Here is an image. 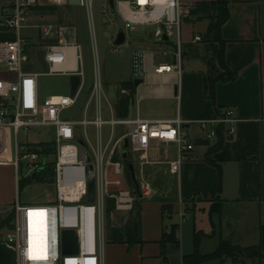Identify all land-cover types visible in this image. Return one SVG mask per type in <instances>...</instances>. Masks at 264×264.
Returning <instances> with one entry per match:
<instances>
[{
    "label": "built area",
    "instance_id": "obj_1",
    "mask_svg": "<svg viewBox=\"0 0 264 264\" xmlns=\"http://www.w3.org/2000/svg\"><path fill=\"white\" fill-rule=\"evenodd\" d=\"M46 2L60 8L71 6L69 0ZM42 3L43 0H12L0 12V35H14V39L0 40V165L10 164L16 169L19 185L38 182L53 188L55 196L41 202L17 198L13 207L14 228L4 234V241L14 248L17 264H104L108 212L111 219L122 217L127 227L136 203L161 194L156 180L162 174L178 173L181 164L189 160L198 147V140H216L219 127L225 129L227 138L232 137L237 117L233 108H226L215 119L193 122L200 129V135L196 136L186 125L190 122L179 115L170 120L141 117L139 103L137 116H130V112L119 116L116 102L131 95L130 88L120 86L115 104L109 102L112 116L105 118L101 102L106 95L94 39L96 79L93 91L84 108V116L66 118L65 111L77 104L84 90L82 47L76 25L33 21L35 8ZM93 4L94 0H80L78 6L88 9L93 19ZM193 5L185 9L181 0H113L112 6L111 0H106L104 12H115L127 29L154 28L152 42L156 49L134 52L132 82L138 79L144 82L151 70L157 75L181 77L183 26ZM25 29L37 30L35 44L31 36L24 35ZM120 31L123 30L118 29L117 34ZM206 38L205 33H196L191 42L201 43ZM40 42L45 48L46 71L27 68V53ZM157 57L164 60L158 61ZM71 58L75 59V67H69ZM73 74L81 77L75 95H71L70 87L68 94L41 96L40 75ZM95 97L96 117L89 118V105ZM132 103L133 98L130 105ZM48 126L54 128L53 139H43L40 143L28 140L31 134ZM52 145L54 150L44 149ZM171 145L176 151V158L172 160L168 159ZM51 152L55 160L50 164L48 155L42 157V153ZM124 154H127L126 159ZM129 163L135 167L141 200L134 193ZM40 168L37 181H33V175ZM92 183L93 200L90 199ZM66 230L77 235L76 253L63 250Z\"/></svg>",
    "mask_w": 264,
    "mask_h": 264
},
{
    "label": "crops",
    "instance_id": "obj_2",
    "mask_svg": "<svg viewBox=\"0 0 264 264\" xmlns=\"http://www.w3.org/2000/svg\"><path fill=\"white\" fill-rule=\"evenodd\" d=\"M11 1L0 0V12ZM185 1L193 4L215 0ZM225 1L228 2L229 18L221 27V36L226 41V64L237 73V77L216 84L215 103L205 95L207 65L203 56L192 53L188 46L193 43L192 30L190 37L184 38L181 77L175 74L157 75L149 71V76L139 86L133 82L136 87L133 102L137 97V104L141 101L148 103L150 110L147 115L143 117L139 113L146 119L170 120L179 115L190 122L186 125L196 136L200 135V129L193 122L215 119L226 108H233L237 117L235 132L216 150H211L216 140L199 144L191 158L181 164L178 173L161 175V200L143 199L138 204L141 208L139 241H128V226L125 227L124 220L120 218L121 237L110 242L107 260L103 255L104 264H158L160 242L165 229L172 224H178L183 234L178 254L180 258L196 249L195 241L194 244L190 242L192 227L194 235L199 236L198 249L203 255L215 252L222 240L243 248L261 243V227L264 225V0ZM41 6L56 5L43 0ZM42 13L35 8L33 21L48 22L44 19L51 17L48 15L51 12L43 13L47 15ZM205 21L208 20L196 23L205 24ZM196 23L185 20L184 24L192 28ZM144 42L148 45L142 49H155L150 40ZM189 60L198 61L200 65L186 70L185 61ZM125 82L132 80L119 83V88ZM168 148V159H175V147L171 145ZM15 202L5 207L13 208ZM213 203L219 204V212H212ZM203 215L207 218L205 222ZM128 225L131 226V223ZM3 233H0V264H17L16 252L4 241ZM251 236L255 241H248ZM207 241L211 245L204 247ZM261 258L243 255L237 259L225 257L223 262H244L243 259L259 262ZM211 260L222 264L219 258Z\"/></svg>",
    "mask_w": 264,
    "mask_h": 264
},
{
    "label": "rangeland",
    "instance_id": "obj_3",
    "mask_svg": "<svg viewBox=\"0 0 264 264\" xmlns=\"http://www.w3.org/2000/svg\"><path fill=\"white\" fill-rule=\"evenodd\" d=\"M184 1L183 7H189L190 2ZM106 0H94L92 16L93 19L90 18L88 9L81 6H73L62 7L59 8L56 12L48 14L51 17H47L44 19L48 22H57L62 24H73L77 26L78 29V42L82 47V62L81 68L85 74V84L84 90L79 95L77 104L66 110L64 116L66 118H82L84 116V108L89 102L91 92L93 91L95 79H96V57L93 51L94 39H96V44L98 48V62H99V70L101 79L104 84V93L106 97H103L101 106L103 108V115L105 118H109L112 116V113L109 108V102L113 105L117 100V91L119 89V83L121 84L124 80L131 79L132 80V57L134 52L142 49L148 45V42L145 41H153V27H142L138 26L136 30H129L125 27V23L116 15L115 12L108 11L104 12V4ZM43 14V13H42ZM47 15V14H43ZM39 20V19H35ZM43 20V21H44ZM51 20V21H50ZM201 20L199 22H203ZM206 23L193 24L192 28L189 25L184 24V38L185 36L190 37V32L192 30V34L201 33L205 31L207 24L209 21H205ZM122 29L126 33V41L125 43L118 45L116 43L117 30ZM200 31V32H198ZM24 35L32 37V44H35L37 41L36 29H25ZM203 33H206L203 32ZM145 37V38H144ZM40 41V39L38 40ZM38 45L32 46L28 51V66L27 68H31V70L38 71H46V65L44 62V52L45 48L43 43H36ZM193 52H197L199 55L205 56L210 59L211 52L206 48V43H192ZM208 46V45H207ZM156 49V46H155ZM163 58H159L158 61H163ZM200 62L189 60L185 61V69L198 67ZM39 85H40V94L41 96H46L49 94H68L70 93V76L68 75H55V76H47L40 75L39 76ZM96 102L97 97L91 100L88 110V117L95 118L96 117ZM137 102L138 98L135 97L134 102L130 105V116L135 117L137 115ZM150 107L147 102L141 101L139 104V113L141 116L147 115ZM93 130V128H91ZM54 128L51 126L42 127L40 131L31 134L28 137V140L36 143H40L43 139L51 140L53 139ZM23 137V135H21ZM48 155V159L50 164L55 160L54 152L51 153H42V157H46ZM174 155V152H173ZM22 188H19V184L16 181V169L12 165H0V223L4 219H8L10 216H14L12 220V224H14L15 220V212L13 208H6V205H10L12 202L17 200V197L21 198L22 201L27 202H41L45 199H50L55 196V190L53 188L43 186L38 182H34L29 184L28 182L21 183ZM167 185V183H166ZM165 187V186H164ZM160 195L158 194L154 197V201H160ZM139 203L134 205V208L131 212L132 221L133 216H135L139 212ZM141 210V208H140ZM110 212V211H109ZM107 214L106 224H105V244L103 246L104 254L107 257L110 252V242L117 241L120 239V228L122 224L120 222V218L111 219L110 214ZM204 222L207 220L206 216L203 215ZM178 217H175L177 219ZM180 224V221L178 222ZM130 225V224H129ZM181 226V225H180ZM11 230V229H10ZM9 231V230H8ZM7 231V232H8ZM192 235L190 237V242L194 244L195 236L194 229L192 227L191 231ZM180 239L183 241V234L181 232V227L178 231ZM249 242L255 241L252 239V236L248 240ZM204 247H209L210 242H205ZM100 247V245H99ZM243 248V247H241ZM254 252L251 250L246 253H238L240 258L243 255L252 254ZM176 259H180L179 255L174 256ZM244 262H225L224 264H264V258H261L259 262H248L244 260ZM107 263V262H106ZM182 264V262H178ZM158 264H162V260ZM202 264H220V262H214L213 260H209L207 262H203Z\"/></svg>",
    "mask_w": 264,
    "mask_h": 264
},
{
    "label": "trees",
    "instance_id": "obj_4",
    "mask_svg": "<svg viewBox=\"0 0 264 264\" xmlns=\"http://www.w3.org/2000/svg\"><path fill=\"white\" fill-rule=\"evenodd\" d=\"M72 8V6H68ZM43 13L56 12L59 7L58 6H45V7H37ZM229 18V9L228 2L225 0H215L211 2L200 1L194 3L192 9L190 10V15L186 18V21L190 23H196L201 20H208V27L206 30L207 38L204 40L206 43V48L211 52L210 59L203 56V59L207 65V71L204 75V91L207 98L211 99L215 103V90L216 84L218 82H228L232 81L237 77V73L232 71L226 64L225 60V46L226 41L221 36V27ZM3 39H14V35H0V40ZM208 45V46H207ZM189 48H191V52H193V45L188 44ZM186 48V46H185ZM186 53V49L184 50ZM194 54H198L195 52ZM124 87H128L131 89L130 96H123L117 102V112L119 116L128 115L131 99L134 98L136 87L133 82L123 83ZM227 139L225 134V129L223 127L218 128V136L216 139V144L211 148V150H216L220 148L224 141ZM199 144H209L210 141L200 139L198 140ZM23 184L19 185V188H22ZM140 203V202H138ZM165 209L167 206H164ZM221 210L219 204H212V212H219ZM14 216H10L8 219H4L0 223V233L4 234L14 228V224H12V220ZM141 228V212L139 207V212L133 216L131 221V226L128 225L127 233H128V241L138 242L139 234ZM179 225L172 224L168 229L166 228L163 234V238L160 242L161 244V254L160 259L162 260V264H179L178 262H182V264H202L205 261L219 258L222 260V264L225 257H231L237 259L238 253H246L253 250L252 254H248L251 256L263 257L264 258V225L261 227V243L257 246L241 248L240 246L233 245L231 242L227 240H222L218 249L210 254H201L198 246H199V236L197 235L195 238L196 249L192 254L184 255L179 260L174 256H178L180 252V238L178 236Z\"/></svg>",
    "mask_w": 264,
    "mask_h": 264
},
{
    "label": "water",
    "instance_id": "obj_5",
    "mask_svg": "<svg viewBox=\"0 0 264 264\" xmlns=\"http://www.w3.org/2000/svg\"><path fill=\"white\" fill-rule=\"evenodd\" d=\"M71 6H78L80 4V0H69ZM111 4L113 6V0H111ZM126 41V33L124 31H120L117 34L116 43L118 45H121L125 43ZM141 83H143L142 79H138L135 81V85L139 86ZM70 84H71V95H75L79 85L81 84V77L78 74H73L70 76ZM127 145V144H126ZM45 150H54L55 146H44ZM124 158H127V154H124ZM129 172L131 175V180L135 186L134 193L136 194L137 198L141 200L142 193L139 189V183L137 181L136 173H135V167L133 163H129L128 165ZM42 168H40L32 177L33 181H37L38 175ZM163 183L162 179L156 180V185L161 188V184ZM95 197V191H94V184L92 183L90 185V199L93 200ZM77 235L72 230H66L63 233V250L65 253H76L78 251V243H77Z\"/></svg>",
    "mask_w": 264,
    "mask_h": 264
},
{
    "label": "bare ground",
    "instance_id": "obj_6",
    "mask_svg": "<svg viewBox=\"0 0 264 264\" xmlns=\"http://www.w3.org/2000/svg\"><path fill=\"white\" fill-rule=\"evenodd\" d=\"M72 59H74V58H71V60ZM71 65H72V67H75V59L74 60H72L71 62H69ZM71 67V66H70Z\"/></svg>",
    "mask_w": 264,
    "mask_h": 264
}]
</instances>
